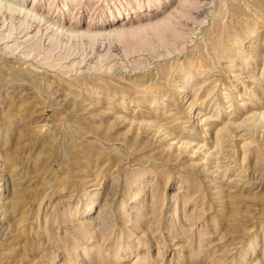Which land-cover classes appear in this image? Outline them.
I'll return each mask as SVG.
<instances>
[{"label":"rangeland","instance_id":"rangeland-1","mask_svg":"<svg viewBox=\"0 0 264 264\" xmlns=\"http://www.w3.org/2000/svg\"><path fill=\"white\" fill-rule=\"evenodd\" d=\"M21 1L0 264H264V0Z\"/></svg>","mask_w":264,"mask_h":264},{"label":"bare ground","instance_id":"bare-ground-1","mask_svg":"<svg viewBox=\"0 0 264 264\" xmlns=\"http://www.w3.org/2000/svg\"><path fill=\"white\" fill-rule=\"evenodd\" d=\"M8 1V0H7ZM17 1V3L19 4L17 7H13V5L11 6V4L10 3H7L6 2V0H0V8H6V9H10L11 11H15L17 8L18 9H20V10H24V16H28V15H30L31 16V13H35V11H34V6H30V7H28L27 9L26 8H23V7H21L23 4H24V2L23 1H21V0H16ZM16 4V3H15ZM16 6V5H15ZM16 8V9H15ZM37 11V10H36ZM20 12V11H19ZM21 13H22V11H21ZM39 13V12H38ZM37 13V14H38ZM35 15V14H34ZM40 16V15H39ZM31 17H33V15L31 16ZM36 17V16H35ZM164 17V16H163ZM169 17V16H168ZM29 18V17H28ZM170 18V17H169ZM168 18V19H169ZM48 20V19H47ZM160 20V19H159ZM166 20V19H165ZM166 22H167V20H166ZM57 23H58V26L60 27V29H64V30H67L68 31V33H69V35L70 36H75V37H77V36H83V35H86V36H88L89 38H93V39H95L94 37H96V36H98V33L97 32H93V31H91L90 29H92L93 28V26H92V28H89L88 30L86 29V31H84V32H78V31H76L77 30V28H75L76 30L74 31V28H73V31H72V29H70L69 27H65L64 25H67V26H70L69 24H67V22L66 21H62V20H58L57 21ZM56 23V24H57ZM150 23V25H155L156 23H157V21H152V22H149ZM162 23V22H161ZM164 23H165V21H164ZM55 24V25H56ZM121 24V23H120ZM159 24H160V21H159ZM163 24V23H162ZM135 25V24H134ZM144 25H145V23H144ZM146 25H148V24H146ZM157 25V24H156ZM155 25V26H156ZM57 26V27H58ZM97 26V25H96ZM138 26V25H137ZM136 26V27H137ZM143 25H141V26H139V27H142ZM154 26V27H155ZM56 27V28H57ZM89 27V26H88ZM135 27V26H134ZM134 27H131L130 28V26H128V25H121L120 26V28H115V29H113L112 30V32H114V34H116L117 35V33H125V32H132V31H134V29L136 28H134ZM138 27V28H139ZM150 27H153V26H150ZM79 28V27H78ZM87 28V27H86ZM98 28V27H97ZM145 28H147L146 26L144 27V29ZM149 28V27H148ZM58 29V28H57ZM59 29V30H60ZM108 29V28H107ZM130 29L132 30V31H130ZM143 29V30H144ZM103 31V30H102ZM135 31H136V29H135ZM144 31H146V30H144ZM62 32V31H61ZM111 32V33H112ZM64 33H67L66 31L64 32ZM100 33H102V32H100ZM110 33V34H111ZM126 34V33H125ZM103 35V34H102ZM105 35V34H104ZM107 35V34H106ZM109 35V34H108ZM107 35V36H108ZM122 35V34H121ZM65 36V35H64ZM99 36H101V35H99ZM117 36H119V34L117 35ZM232 123V122H231Z\"/></svg>","mask_w":264,"mask_h":264}]
</instances>
